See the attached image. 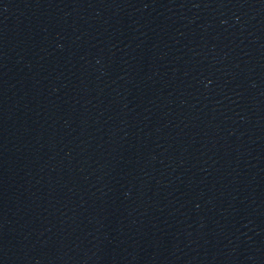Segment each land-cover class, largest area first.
<instances>
[{
  "label": "water",
  "instance_id": "1",
  "mask_svg": "<svg viewBox=\"0 0 264 264\" xmlns=\"http://www.w3.org/2000/svg\"><path fill=\"white\" fill-rule=\"evenodd\" d=\"M216 0H0V244Z\"/></svg>",
  "mask_w": 264,
  "mask_h": 264
}]
</instances>
